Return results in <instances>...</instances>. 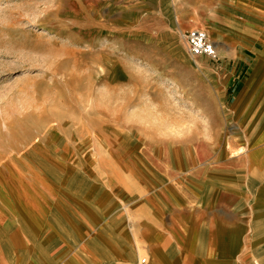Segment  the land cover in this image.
Returning a JSON list of instances; mask_svg holds the SVG:
<instances>
[{"label": "rangeland", "instance_id": "obj_1", "mask_svg": "<svg viewBox=\"0 0 264 264\" xmlns=\"http://www.w3.org/2000/svg\"><path fill=\"white\" fill-rule=\"evenodd\" d=\"M197 28L216 61L188 54ZM262 56L264 0H0V205L19 220L38 189L127 186L207 156L202 108L237 59Z\"/></svg>", "mask_w": 264, "mask_h": 264}, {"label": "crops", "instance_id": "obj_2", "mask_svg": "<svg viewBox=\"0 0 264 264\" xmlns=\"http://www.w3.org/2000/svg\"><path fill=\"white\" fill-rule=\"evenodd\" d=\"M248 59L202 108L207 156H185L174 172L154 166L127 186L38 189L21 200L19 220L17 202L4 198L0 264H264V56Z\"/></svg>", "mask_w": 264, "mask_h": 264}, {"label": "built area", "instance_id": "obj_3", "mask_svg": "<svg viewBox=\"0 0 264 264\" xmlns=\"http://www.w3.org/2000/svg\"><path fill=\"white\" fill-rule=\"evenodd\" d=\"M186 50L192 57L197 55H215V47L208 34L203 29H192L183 34ZM136 264H148L146 256H140Z\"/></svg>", "mask_w": 264, "mask_h": 264}, {"label": "bare ground", "instance_id": "obj_4", "mask_svg": "<svg viewBox=\"0 0 264 264\" xmlns=\"http://www.w3.org/2000/svg\"><path fill=\"white\" fill-rule=\"evenodd\" d=\"M206 32V31H205ZM207 33V32H206ZM208 34V33H207ZM209 36V35H208ZM200 57H204V58H208V59H210L209 57H207V56H205V55H201ZM215 57H216V50H215V55L213 56V58L212 59H210V60H214L215 59ZM149 264V263H148Z\"/></svg>", "mask_w": 264, "mask_h": 264}]
</instances>
